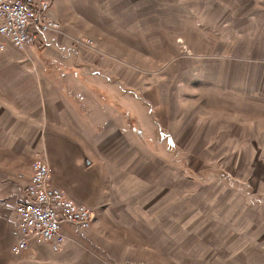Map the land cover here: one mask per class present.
Listing matches in <instances>:
<instances>
[{
	"label": "rangeland",
	"instance_id": "obj_1",
	"mask_svg": "<svg viewBox=\"0 0 264 264\" xmlns=\"http://www.w3.org/2000/svg\"><path fill=\"white\" fill-rule=\"evenodd\" d=\"M49 1L61 46L75 45L77 54L0 50V104L52 85L108 102L115 119L107 112L97 121L115 120L141 144L134 152L147 161L137 174L152 190L145 213L110 198L119 211L72 233L76 242L54 251L35 241L13 254L20 235L10 189L26 182L35 158L25 146L12 148L17 135L3 125L0 264H264V47L235 30L243 7L217 4L236 0ZM258 25L255 36L264 34ZM129 161L121 165L132 174Z\"/></svg>",
	"mask_w": 264,
	"mask_h": 264
},
{
	"label": "crops",
	"instance_id": "obj_2",
	"mask_svg": "<svg viewBox=\"0 0 264 264\" xmlns=\"http://www.w3.org/2000/svg\"><path fill=\"white\" fill-rule=\"evenodd\" d=\"M175 4L178 5L177 2ZM217 4L224 7L227 5L243 7L242 12L246 14L243 16L241 13L234 18V22L240 24L238 27L235 26V30L243 31L244 38L250 32L249 36L256 38L253 40L254 43L257 44L261 41V45L264 47V34L254 35L258 30L254 25L258 23H260L258 25L260 32H264V0H236L224 3L219 1ZM60 35L61 31L50 32L46 34V39L62 45L63 38ZM72 47L67 46V48ZM8 48L17 51L32 48L44 49L46 56H55L56 53L59 56L58 50L54 46H34L19 50L8 44ZM51 64L60 68L67 66L62 62ZM172 68L178 70L179 64L172 63ZM96 71V67H91V75L100 77L99 71ZM27 81L31 82L27 83L32 85L31 88L35 86L34 79ZM43 82L48 81L44 79ZM115 83L117 84L116 81ZM224 83L229 86L232 84V82L225 81ZM219 85L225 87L223 82ZM54 86L42 90V93L11 96L10 98L4 96L2 104H0V117L4 118L0 120V131L1 126L5 125L6 128H9V130L6 129V132L16 133L17 138L8 140V137L7 139L11 145L17 143L12 148L22 150V146H25L28 151H31L32 159L37 157L47 163L50 168V185L60 190L73 203L88 207L93 213L92 224L94 227L99 222V215L119 211L112 208L113 203L110 198H118L119 202L124 198L121 203L117 204V208L120 205L126 209L136 207L138 213H145V208L148 206L147 194L152 189L149 190L147 181L141 179L137 174V170L142 166L145 167L147 161L146 157L141 158L134 152L139 149L138 146L141 144L130 141L129 135L127 136L128 131L122 130L115 120L107 118L98 123V118L104 113L108 112V115H111L108 110L110 109L108 102H100L99 98L93 97V95L79 97L72 94L64 95L56 91ZM154 100L157 101V98L154 97ZM3 102L12 103L4 105ZM155 103L154 105H156ZM157 116L161 124L166 123L167 117L163 113L159 112ZM111 117L115 119L114 116L111 115ZM25 134L26 138L23 137ZM127 159H130L128 168L129 171H133L132 174H127L122 168L121 164ZM27 171L31 173L30 165ZM117 173L118 175L115 176ZM29 178L30 174L28 177L24 176L25 183L12 184L13 188L11 187L10 190L15 194L12 200V203L15 202L14 205L19 201ZM94 215L97 218H94ZM78 230L75 227L73 229L63 228L67 244L73 239L75 242L78 240L72 236V233ZM66 242L60 250L66 246Z\"/></svg>",
	"mask_w": 264,
	"mask_h": 264
},
{
	"label": "built area",
	"instance_id": "obj_3",
	"mask_svg": "<svg viewBox=\"0 0 264 264\" xmlns=\"http://www.w3.org/2000/svg\"><path fill=\"white\" fill-rule=\"evenodd\" d=\"M51 8L49 0H0V50L11 44L19 50L28 47L54 46L61 59L74 57L75 45L65 48L55 41H48L46 34L60 32L61 24L47 16ZM93 47L90 40L85 42ZM20 240L11 251L20 254L32 242H44L54 251L65 244V224L79 230H88L93 213L84 205H77L50 185V168L35 158L31 163V175L23 194L15 205Z\"/></svg>",
	"mask_w": 264,
	"mask_h": 264
}]
</instances>
